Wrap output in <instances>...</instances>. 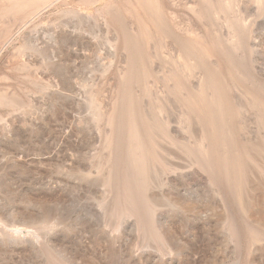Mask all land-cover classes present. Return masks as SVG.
<instances>
[{
    "label": "rangeland",
    "instance_id": "374dc122",
    "mask_svg": "<svg viewBox=\"0 0 264 264\" xmlns=\"http://www.w3.org/2000/svg\"><path fill=\"white\" fill-rule=\"evenodd\" d=\"M26 1L0 0V264H264V0H164L170 34L140 26V80L105 9L140 35L124 0ZM214 78L237 113L220 149L250 150L240 189L186 99L215 97Z\"/></svg>",
    "mask_w": 264,
    "mask_h": 264
},
{
    "label": "bare ground",
    "instance_id": "6f19581e",
    "mask_svg": "<svg viewBox=\"0 0 264 264\" xmlns=\"http://www.w3.org/2000/svg\"><path fill=\"white\" fill-rule=\"evenodd\" d=\"M26 1V0H23ZM33 3H35L37 0H29ZM39 1V0H38ZM42 1V0H41ZM82 1V0H80ZM119 1V0H117ZM122 1V0H121ZM164 0H124L123 3L127 4L126 7H122L124 8V10L126 12L124 13H128V15H131L132 17L135 18V21L138 22V28L140 29V26H142L144 23L152 29L154 30L155 34H161V35H166L170 34L169 29L167 27V17H166V11L163 8L164 5L162 3ZM208 1V0H207ZM15 2V1H14ZM13 2V3H14ZM17 2V1H16ZM40 2V1H39ZM39 2H36L35 7L37 5H41ZM130 2H134L132 5H130ZM202 2V1H201ZM205 2V1H204ZM42 3V2H41ZM44 3V0H43ZM83 3V2H82ZM108 3V2H107ZM112 3V2H111ZM120 3V5H123V3L121 2H117ZM116 3V4H117ZM208 3V2H207ZM210 3V2H209ZM27 4V1H26ZM85 4V3H84ZM87 4V3H86ZM166 4V3H165ZM206 4V3H205ZM204 4V5H205ZM16 5V3H15ZM29 5V4H28ZM203 5V6H204ZM207 5V4H206ZM205 5L206 8H204L205 10V14L203 15H208L210 9H208L209 7H207ZM12 6H14L12 4ZM11 6V7H12ZM45 6V5H44ZM116 5L114 3L112 4H107L105 9L107 12V17H109L108 19H110V21L112 22V24L117 28V30L120 33L121 36V41H122V45L124 46V48L126 50H128V52L130 53L131 56V64H130V78H134V79H141L143 77V75H141L140 71H139V65L143 62V60L147 57V51L145 49V46L143 45V43L145 44V42L143 41L144 38L146 37V34L142 31L140 33V35H135L132 33V31H130V25L127 22V19L121 11L120 7H115ZM8 7V6H7ZM6 7V9H7ZM31 7V6H29ZM33 7V6H32ZM38 7V6H37ZM34 8V7H33ZM32 8V9H33ZM39 8V7H38ZM166 8V7H165ZM194 8V7H193ZM192 9V8H191ZM195 9V8H194ZM104 10V9H103ZM203 10V9H202ZM2 11V10H1ZM0 11V12H1ZM4 11V10H3ZM30 11V9H29ZM97 11V10H96ZM5 12V11H4ZM102 12V11H100ZM195 12V11H194ZM201 13H203L202 11H200ZM99 13V12H98ZM105 13V12H104ZM198 13V10H197ZM200 13V15H201ZM102 15V14H101ZM106 15V14H105ZM126 15V16H128ZM198 16H200L199 14H197ZM26 16V15H25ZM203 16V17H206ZM210 16V15H209ZM106 17V18H107ZM131 17V18H132ZM208 17V16H207ZM202 18V17H201ZM107 19V20H108ZM130 19V18H129ZM133 21V20H132ZM169 24V23H168ZM146 26V27H148ZM11 27V26H10ZM4 28V27H3ZM179 28V27H178ZM138 29V30H139ZM180 29V28H179ZM133 30V29H132ZM171 30V29H170ZM8 31V30H7ZM185 31V30H184ZM11 32V30H10ZM147 32V31H146ZM84 33V32H83ZM151 33V32H150ZM149 34V33H147ZM152 36V35H151ZM157 36V35H156ZM207 36V35H206ZM173 40H175L178 45L181 48V51L183 50L185 52V56L189 57L191 56V58H195L198 57V55L200 54L199 49H197L198 45L195 46L196 44H194L193 42H189V40H185L177 35H173ZM149 38V37H148ZM158 38V37H157ZM208 38V37H207ZM151 40V39H150ZM192 40V39H191ZM198 41H200L198 39ZM159 42V41H158ZM195 42V41H194ZM205 42V41H204ZM203 42V43H204ZM196 43V42H195ZM200 43V42H199ZM208 43V42H207ZM202 45V44H201ZM147 46V45H146ZM203 46V45H202ZM204 47L205 43H204ZM202 48V47H201ZM208 52H211L212 54L215 53L219 56H223L224 59L226 58L224 52L216 45V44H211L210 46L208 45L206 47ZM199 50V51H198ZM205 50V49H204ZM206 51V50H205ZM225 51V50H224ZM227 51V50H226ZM202 52V51H201ZM210 53V54H211ZM228 54V53H227ZM230 57V56H229ZM150 58V57H149ZM228 58V57H227ZM227 62V61H226ZM234 65V64H233ZM221 66V65H220ZM210 70V69H208ZM194 71V70H193ZM231 71V70H230ZM145 73V71H144ZM212 73V71H211ZM207 74H209L210 76V72L207 71ZM213 75V73H212ZM211 77H215V74ZM232 75V74H231ZM145 76V75H144ZM208 76V75H207ZM217 77V75H216ZM209 78V77H208ZM211 78V80H212ZM125 79V77H124ZM174 79L177 83V86L182 87L183 84L180 81L179 75L175 74L174 75ZM210 81V80H209ZM214 82V85L217 88V95L215 97H213L212 99H209L208 97H206L205 94L200 93L198 97H194L190 94V96H188L187 102L189 103V105L192 108H195V110H197L203 120L209 124V126H211L212 131L209 133V136H207L208 140L210 141V147L207 150V155L206 156H210L212 159L216 160V166L217 168L222 171V173L225 176H235L234 178L236 179V182H234L237 187L240 189L242 188V185L245 181V174L247 177V173H246V159L249 156V151H248V155L245 156V153H241L238 154V156L234 155L233 153L231 154L230 152H223L220 149V146L223 144L222 141H224L225 137L223 136L224 130H225V120L227 117H234L236 113V108L234 107V105H232V103L230 102V100L227 98V96L223 93L222 90H220L221 88H219V82H218V78H214V81H212V83ZM211 83V84H212ZM245 91V90H244ZM210 93V92H209ZM183 95V94H182ZM249 96V95H248ZM130 99H131V106H130V135L129 138L133 139L136 136L137 133V128H136V111L138 109V102L134 99V97L132 95H129ZM253 101V100H252ZM257 103V102H256ZM252 104V103H251ZM184 106V105H183ZM257 111V110H256ZM148 115V114H147ZM112 119V117H111ZM111 119H109L111 121ZM230 119V118H229ZM197 120V119H196ZM113 121L115 122V119H113ZM153 122V121H152ZM112 123V121H111ZM152 125V124H151ZM145 126L146 123H145ZM136 129V130H135ZM162 135V133H161ZM164 137V134H163ZM203 138V136H202ZM164 139V138H163ZM224 139V140H223ZM264 141V140H263ZM205 143V142H204ZM234 143V142H233ZM261 143V142H260ZM201 144V143H200ZM225 144V143H224ZM232 144V143H231ZM262 144V143H261ZM264 145V144H262ZM235 146V145H234ZM241 146V145H240ZM243 148L245 145H242ZM206 147V146H205ZM204 147V148H205ZM236 147V146H235ZM239 147V145H238ZM246 147V146H245ZM259 147V145H258ZM256 147V148H258ZM261 147V146H260ZM264 147V146H263ZM262 147V148H263ZM137 150L135 151H129L127 158L129 160H131L130 164L133 167H143L145 164V160H144V156L141 152V150H143V147L141 145V143L137 146ZM203 148V149H204ZM242 147H240L241 149ZM242 148V149H243ZM184 149V148H183ZM233 149V148H232ZM231 149V150H232ZM239 149V148H238ZM248 148H245V150ZM187 150V149H185ZM260 150V149H259ZM263 150V149H262ZM141 153H140V152ZM189 151V150H188ZM187 151V152H188ZM230 151V149H229ZM233 152V151H232ZM190 153V152H189ZM237 153V152H236ZM247 153V152H246ZM253 153V152H252ZM206 154V153H205ZM256 154V153H255ZM192 155V154H191ZM252 155V154H251ZM253 156V155H252ZM257 156V155H256ZM255 156V157H256ZM193 157V156H192ZM246 158V159H245ZM254 158V157H253ZM259 158V157H258ZM196 159V158H195ZM250 161V160H249ZM263 162V161H262ZM250 163V162H249ZM261 163V162H260ZM254 164V163H253ZM264 164V163H263ZM262 164V165H263ZM250 165V164H249ZM251 166V165H250ZM253 166V165H252ZM251 166V167H252ZM240 167V170L238 171ZM254 168V167H253ZM252 168V169H253ZM137 169V168H136ZM234 173V175H232ZM251 180V179H249ZM246 183V182H245ZM235 185V186H236ZM246 185V184H245ZM246 187V186H245ZM236 188V187H235ZM237 188V189H238ZM243 192V191H242ZM244 193V192H243ZM245 202V201H244ZM243 205V204H242ZM245 206V205H244ZM246 207V206H245Z\"/></svg>",
    "mask_w": 264,
    "mask_h": 264
}]
</instances>
